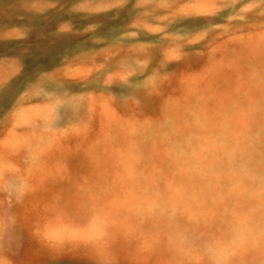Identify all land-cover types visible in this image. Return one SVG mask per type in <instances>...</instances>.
Here are the masks:
<instances>
[{
    "label": "rangeland",
    "instance_id": "374dc122",
    "mask_svg": "<svg viewBox=\"0 0 264 264\" xmlns=\"http://www.w3.org/2000/svg\"><path fill=\"white\" fill-rule=\"evenodd\" d=\"M0 264H264V0H0Z\"/></svg>",
    "mask_w": 264,
    "mask_h": 264
}]
</instances>
